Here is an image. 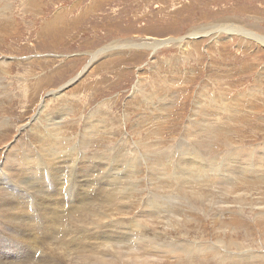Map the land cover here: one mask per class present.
I'll return each instance as SVG.
<instances>
[{"label": "rangeland", "instance_id": "1", "mask_svg": "<svg viewBox=\"0 0 264 264\" xmlns=\"http://www.w3.org/2000/svg\"><path fill=\"white\" fill-rule=\"evenodd\" d=\"M260 37L264 0H0V264H67L53 248L105 256L134 236L159 264H264V160L261 180L215 188L236 148L264 152ZM154 162L170 183L151 179ZM188 181L214 188L200 192L223 207L224 231L177 193ZM156 199L159 224L146 212Z\"/></svg>", "mask_w": 264, "mask_h": 264}, {"label": "bare ground", "instance_id": "2", "mask_svg": "<svg viewBox=\"0 0 264 264\" xmlns=\"http://www.w3.org/2000/svg\"><path fill=\"white\" fill-rule=\"evenodd\" d=\"M22 12V11H21ZM233 29V26L231 25H227V28L226 30H232ZM203 30V29H202ZM200 31V30H199ZM209 33V32H208ZM3 35V34H2ZM192 35H195L192 34ZM191 35V36H192ZM260 41H262L263 45H264V38L260 37L259 38ZM164 41V40H163ZM168 41H171V39H168ZM172 41H176V40H172ZM260 43V42H259ZM162 44V43H161ZM145 45H154L155 46H158V42L155 41V43H152V42H148L147 44ZM160 46V45H159ZM185 48H187L185 46ZM2 61H5V60H2ZM5 63V62H4ZM8 63V62H7ZM2 66V65H1ZM4 67V66H3ZM87 68V67H86ZM85 68V69H86ZM84 73V72H82ZM82 75V74H81ZM79 77H80V73H79ZM78 77V78H79ZM54 94V93H53ZM201 96H203L201 94ZM204 97V96H203ZM21 98V97H20ZM1 99V98H0ZM43 103V102H42ZM201 103L200 101L198 102V104ZM4 104V103H3ZM226 106V105H224ZM223 106V107H224ZM235 106V105H234ZM222 107V108H223ZM226 108V107H225ZM224 108V109H225ZM201 109V108H200ZM228 109V108H227ZM226 109V110H227ZM234 109V108H233ZM237 109V108H236ZM202 110V109H201ZM4 111V110H3ZM40 111V110H39ZM198 111V110H197ZM227 112V111H226ZM61 115V113H60ZM61 118V117H60ZM233 118V117H232ZM223 119V118H222ZM196 121V120H195ZM3 122V121H2ZM58 122V121H57ZM56 122V123H57ZM48 123V121H47ZM25 125V124H24ZM57 125V124H56ZM213 125V124H212ZM55 126V124H54ZM91 126V125H90ZM58 127V126H56ZM212 127V126H211ZM23 128V127H22ZM54 128V127H53ZM24 129V128H23ZM51 129V128H50ZM58 129V128H57ZM57 129H54L55 131V137L57 136ZM206 129V128H205ZM211 128L209 127L208 130H210ZM138 130V129H137ZM200 130V129H199ZM212 130V129H211ZM216 130V129H215ZM95 131V130H94ZM97 131V130H96ZM216 132V131H215ZM216 134V133H215ZM201 136V135H200ZM204 136V135H203ZM19 137V136H18ZM135 139V138H134ZM143 140V139H142ZM147 140V139H146ZM4 141V140H3ZM161 142V141H160ZM163 142V141H162ZM151 144V143H150ZM63 145L61 144L60 142L59 143H54L53 146H51L52 150L50 152V159H51V162L52 163H55L57 160L60 159V157L57 156V153L56 152V149L57 148H61L60 146ZM202 145V144H201ZM59 146V147H58ZM151 146V145H150ZM238 146V145H237ZM208 148V147H207ZM41 149L43 152H45L46 148L43 146H41ZM202 149V148H201ZM238 148H236V151H238V153L240 152H243V151H246V150H243V151H240L237 150ZM195 151V149H194ZM234 151V150H233ZM197 152V151H196ZM195 152V153H196ZM144 153V152H143ZM193 152H189V151H184L182 152V158H185V159H192L194 157V154ZM235 153V152H234ZM231 154L230 157H226L225 159L222 160L221 162V165H222V170H223V173H224V177H225V183L226 185H221V186H216L215 188L216 189H228L230 187V189H235L236 187H238V185H246V184H249L251 182H254L253 180H261L260 177H259V170L262 169L263 167L260 166V168H256V162H254L255 160L258 161L259 159H262L264 160V152L262 153H250V154ZM8 154L5 155V159H8ZM225 157V156H224ZM146 160V159H145ZM261 160V161H262ZM156 161V160H155ZM94 163V162H93ZM97 163V162H96ZM155 163V162H154ZM3 164V163H2ZM156 164V163H155ZM260 165H262L260 162L258 163ZM3 165H1V169L0 170H3ZM91 166V165H89ZM151 166V165H150ZM149 166V167H150ZM165 166L166 164H163V163H157L156 165L153 164V166H151V170L150 172L152 171L153 173H151V179L153 178V174L157 173V172H162L163 173V176L162 178H160L161 181H169V183L171 182V180L169 178H166L164 175L166 174L165 172ZM94 167H97V166H94ZM21 168V167H19ZM93 168V167H92ZM100 168V167H99ZM18 169V168H16ZM15 169V170H16ZM25 169V168H23ZM91 169V167H90ZM148 169V168H147ZM14 170V172H15ZM20 170V169H19ZM88 168L87 166L85 168L82 169V171L85 173L87 172ZM94 170V168H93ZM91 171V170H90ZM97 171V169H96ZM16 173V172H15ZM19 173V172H17ZM24 173V171H23ZM22 173V174H23ZM32 173L34 174V172L32 171ZM82 173V172H81ZM92 173V172H91ZM12 176H13V173H10ZM20 174V173H19ZM20 174V175H22ZM33 174H29L30 176L33 175ZM19 175V176H20ZM81 174L77 173V176L78 177H81L80 176ZM24 176V175H23ZM22 176V178H23ZM148 178V177H147ZM15 179V178H14ZM17 182H20L23 184V181H20V180H17L15 179ZM156 182H159V178H156L155 179ZM175 182L177 183H180V181H177V180H174ZM154 182V181H153ZM19 183V184H20ZM160 183V182H159ZM168 183V182H167ZM164 185V184H163ZM203 186V187H202ZM160 187L162 189L163 186L160 185ZM158 187V188H160ZM226 187V188H225ZM214 188L213 187H207V186H204L202 184H199V183H190L189 181L187 182V184H184L182 185L181 187L179 188H175V190L177 191V193H182L183 196L189 194V196L191 197V200H196L197 203H199L198 201H202L204 203H206V205L208 204L209 205V209L213 212V219H212V222L217 224V221L218 223H220L221 225H218V228L221 229L223 228V231H224V228H225V225H227L224 221H221L220 219L221 218H225V215H223V213H220L221 210H223V207L222 206H213L212 205V202H211V196L208 197L209 195H204L203 192H200L201 191H205L206 192H209L211 190H213ZM111 190V193L114 194V189L111 187L110 188ZM162 191V190H161ZM165 192V191H163ZM168 193V191L166 192ZM165 193V194H166ZM173 193V192H172ZM171 192L169 194H172ZM176 193V196L178 195ZM156 194V193H155ZM175 194V193H173ZM74 196H77L81 199H84L85 196H86V193L84 191H81V190H76L75 191V195ZM157 197H160V196H157ZM155 197V198H157ZM175 197V196H174ZM148 198V197H147ZM152 198V197H150ZM169 198H172V195H170L169 197H167L166 199L162 200L160 199L161 203L163 204V207L166 208L168 203L167 201H169ZM0 199L1 200H7L9 201L11 199V197L8 195V193L3 189V187L0 185ZM246 198H242L240 199L238 202L239 204H242L244 201H245ZM153 200V198H152ZM176 200V199H175ZM151 201V199H149V202ZM156 201H159V200H155L151 203H148L147 205V210L146 212L148 213H156L157 216H153V217H150L148 218L147 220H149V222L153 223L152 221H154L155 223H160V222H163V220H161L160 218H158V216L160 215V211L162 210V206L161 204L159 205ZM195 203V202H194ZM193 203V204H194ZM196 205V204H195ZM198 205V204H197ZM194 206V207H197ZM205 205V206H206ZM144 206V204H143ZM146 206V204H145ZM166 206V207H165ZM248 207V206H247ZM201 208V207H200ZM225 208V207H224ZM207 209V208H206ZM208 209V210H209ZM253 209H255V207H253ZM264 209V207L262 208ZM11 212L13 213H16V209L14 208H10L9 209ZM145 210V208H144ZM175 209H170L167 211V215H169L168 217H166V219H170L171 222L174 224V228L178 226V223L179 224H187V222L189 221V219H187V217L185 219V221L183 220H180L179 218V215L177 214L178 212H174ZM205 211V209H203ZM229 208H226V211H228ZM119 213V214H124L126 212V210H120V209H109L108 211L106 210H103V211H97L96 215H91L89 216V220L88 222L89 223H97L99 221H103L102 219L104 220H108L109 218H113L115 217L114 214L115 212ZM203 211V212H204ZM236 211V210H235ZM218 212V213H216ZM171 213V214H170ZM207 213V212H206ZM228 213V212H227ZM235 213V212H234ZM257 215L260 214L262 216H264V211H259V212H256ZM127 214V213H126ZM207 215V214H206ZM209 215V213H208ZM166 216V215H165ZM160 217V216H159ZM210 218V217H209ZM18 222H22L21 220H19ZM148 222V223H149ZM263 222V221H262ZM131 223V222H130ZM166 223V222H165ZM145 225V224H144ZM146 226V225H145ZM166 226V225H165ZM186 226V225H185ZM230 228V227H229ZM185 229V228H184ZM213 230V229H212ZM215 230V229H214ZM222 230V229H221ZM216 232V231H215ZM224 233V232H223ZM225 234V233H224ZM134 243L130 246H126V245H122V244H113L109 247H106L105 248V251H104V254L105 256H101V255H97V254H76V253H73V252H70V250H66V249H63L61 247H55L53 248V253L55 254V256L59 259L61 258V261H64V259H66V262L67 264H97V261H99L100 264H120L119 262L123 263V264H150V261H152L154 263V261H157V264H159V261H161L162 259L161 258H154L153 256H155L158 252L154 253V255L152 254H147L145 253L146 251V248L145 246H143L141 240L134 236ZM218 240V239H216ZM220 240V239H219ZM218 240V242H219ZM223 241V240H222ZM128 243H132V242H128ZM173 243V242H172ZM176 243V242H175ZM221 243V242H220ZM170 244V242H169ZM222 244V243H221ZM171 245V244H170ZM225 245V244H224ZM159 247L161 249H164L166 248L164 245H162L161 243L159 244ZM201 247V246H200ZM174 248V246H173ZM197 248V247H196ZM195 248V249H196ZM122 249H125V250H122ZM183 249V248H182ZM185 249V248H184ZM202 249V248H201ZM199 248L197 249V251H195L196 253H199L198 252ZM172 252H174L172 249H171ZM181 251V249H180ZM179 251V252H180ZM185 252V251H184ZM182 253V252H181ZM203 253V252H202ZM191 254V252H190ZM258 255V254H257ZM65 257V258H64ZM179 257V256H178ZM190 259V258H189ZM60 260V259H59ZM152 263V264H153ZM161 263V262H160ZM156 264V263H155Z\"/></svg>", "mask_w": 264, "mask_h": 264}]
</instances>
